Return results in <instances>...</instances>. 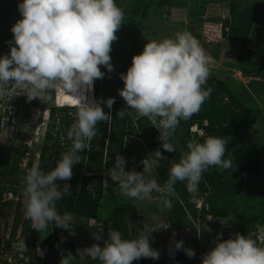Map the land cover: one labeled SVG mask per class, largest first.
Returning <instances> with one entry per match:
<instances>
[{
	"label": "clouds",
	"instance_id": "obj_1",
	"mask_svg": "<svg viewBox=\"0 0 264 264\" xmlns=\"http://www.w3.org/2000/svg\"><path fill=\"white\" fill-rule=\"evenodd\" d=\"M17 9L22 18L11 27L9 53L0 56V98L23 95L31 101L42 100L44 94H58L59 103L66 106L58 108L75 109L74 121L66 133L70 149L61 153L51 170L45 172L34 164L21 178L24 215L36 232L55 225L75 235L71 215L59 213L56 207L58 201L71 195V186L59 182L72 179V168L83 162L81 153L90 148L97 125L103 122L110 128L113 123L115 98H94V83L105 77L101 66L108 73L114 71L110 53L125 13L116 0H22ZM210 76L205 51L190 33L176 32L172 37L148 41L142 52L132 57L126 72L120 74L124 87L119 95L126 108L116 112V119H124L126 110L134 109L138 117L147 118L158 129L161 147L175 153L171 138L181 121L198 113L210 98L213 88L206 87ZM102 105L109 111L105 112ZM192 134L198 136L197 132ZM230 139L207 136L202 141L188 142L178 161H171L163 184L152 176L166 158L159 149L140 161L142 171L126 170L125 157L116 154L108 177L119 185L123 196L142 203L151 201L156 193L160 210H171L177 182L186 183L192 191L198 189L209 168H233L231 159H224ZM156 230L149 226L135 238L126 239L120 231L109 228L107 239L101 233L93 237L103 240V246L93 243L76 255L99 264L158 260L160 250L150 243L151 233ZM202 230L211 232L208 224ZM212 242L214 247L202 255L201 264H264V225L257 224L246 236L237 232L227 239L218 232ZM177 251L185 252L188 258L196 255L174 235L168 248L170 258L175 259ZM60 256V264H72L75 259L70 251L61 250Z\"/></svg>",
	"mask_w": 264,
	"mask_h": 264
},
{
	"label": "rangeland",
	"instance_id": "obj_2",
	"mask_svg": "<svg viewBox=\"0 0 264 264\" xmlns=\"http://www.w3.org/2000/svg\"><path fill=\"white\" fill-rule=\"evenodd\" d=\"M146 1L149 2V0ZM158 1L160 0H151L145 21H141L140 18L143 6H139L141 11L134 14L135 8L142 4V0L125 1L122 7L125 13L124 20L120 30L116 33L118 39L112 43L110 53L114 71L108 73L107 69L101 66L105 77L100 79L98 99L115 98L120 100L126 108L125 101L119 95V90L124 87L120 74L126 72L131 66L132 57L140 54L148 41L172 37L176 32H188L197 39L204 50L210 51L209 53L214 56L215 62L208 61V67L212 70L211 74L214 76L218 74L220 78H225V84L235 92V95L244 98L243 104L258 118L254 132L248 137L236 139L234 148L226 149L224 159H231L239 148L258 150L262 160V174L245 177L240 196L234 199L229 198L224 190L226 182L224 169L209 168L203 173L196 190L190 191L186 183L177 182L176 196L172 198V208H180L186 217V222L185 228L174 231L168 236L169 241L171 242V238L175 235V239H186L189 244H192L191 247L194 250L204 245L211 249L214 247L213 238L218 232L223 233V238L227 239L237 232L246 236L255 230L257 224L264 225V62L257 61V55L246 51L245 46L230 43L222 37V24L229 20L228 3L231 0H168L172 7L167 8L159 7ZM234 1L245 6L256 0ZM260 1L261 7L252 31L256 39L264 37V0ZM19 2L22 0H7L11 26L22 18L17 9ZM249 77L255 80L249 81ZM56 97L57 94H44L42 100L37 98L31 101L23 95L0 98V183L21 185V178L29 168L22 170L20 164L23 160L31 162L37 158L49 110L58 107ZM127 111L133 119L138 117L134 109H127ZM73 112L70 111V113ZM181 124L183 126L177 129L171 138V142L176 146V152H169L166 156L165 160L168 165L175 158L179 159L180 155L187 150L186 144L191 141L188 124L183 120ZM126 145L132 153V164L135 167L139 153V141L135 138L128 139ZM24 147L27 148V153L22 156L21 151ZM12 170H16V174L13 180H8V174ZM152 176H155L154 172ZM120 195L118 184L110 180L108 173H104L103 194L95 219L81 218L71 214L72 230L79 235L100 231L104 234V239H107V230L113 229L109 223L110 216L124 209L139 212L142 230L149 226L157 228L151 233L150 239L154 237L159 241L160 239L155 235L165 236L168 210H160L159 201L155 198L157 195L151 201L142 203L127 197H119ZM212 204L221 215L226 211L235 214L229 218L221 216L219 219H214V216L207 215ZM17 213L20 218L18 217L16 233L10 243ZM24 218L23 202L21 205L0 203V241L4 245L9 242L8 247L13 245L12 253L15 256L25 254V252L33 255V264H46L49 256L50 264H60L61 250L70 251L75 256L68 230L60 228L54 230L50 225L48 229L36 232L32 223L31 229L34 230L37 240L34 251L30 252L27 242L31 235L21 234ZM202 220H207L211 228L205 243L200 239L198 226ZM167 240L168 238H162L163 243L168 244ZM103 243L102 240L101 246ZM169 246L170 243L168 248ZM6 258H8L7 255L0 254V264H4ZM79 259L75 256L72 264H79ZM94 264H99V262L94 261ZM132 264H138V261H133Z\"/></svg>",
	"mask_w": 264,
	"mask_h": 264
},
{
	"label": "trees",
	"instance_id": "obj_3",
	"mask_svg": "<svg viewBox=\"0 0 264 264\" xmlns=\"http://www.w3.org/2000/svg\"><path fill=\"white\" fill-rule=\"evenodd\" d=\"M125 1L126 0H116V3L122 8ZM260 2V0H256L242 6L237 1H229V20L222 24V37L233 44L245 46L246 51L255 53V55H257V61L262 63L264 62V37L261 36V39H256L252 35L257 13L261 7ZM150 3L151 0H149V2L142 0V4H139L137 6L138 8H135L134 14H137L141 11L139 6H143L140 15L141 21L146 20L147 10L151 5ZM157 5L162 8L172 7L171 2L168 0H160L157 2ZM8 14L7 0H0V56L9 53V45L7 42L12 40L13 37L11 32L12 26L9 23ZM206 87L213 88L210 98L206 100L198 113L185 121L189 126L188 128L197 124L204 132L201 137L190 133L191 141H202L207 136H229L231 139L226 149H232L234 148L236 139L248 137L254 132L255 127H257L258 118L255 113L243 104L244 98L235 95V92L224 82L216 78H210L208 79ZM99 90L100 79H97L94 83V98L97 100H99ZM248 104H250V102H248ZM102 107L105 112L109 111L106 106L102 105ZM123 108L125 107L121 101L115 99V103L111 110V114L113 115L111 127L109 128L103 122L97 125L98 132L96 137L90 142V148L81 153L83 162L75 164L72 168V179L67 182H59L61 186H63L64 183H68L71 186V195H66L62 200L57 202L56 207L59 213L63 214L67 212L77 217L95 219L99 202L103 194L104 173H108V168L112 166L116 154L125 157L127 161L126 170L128 171H142V164L140 161L157 149L162 152L164 157L169 154V152L161 147V142L157 139L159 135L157 128H155L147 118L137 117L133 119L126 110L124 119H116V112ZM70 111H75V109L53 107L49 110L46 129L42 143L37 151V158L33 159L31 162L29 161L27 168H31L34 164H39L41 170L47 172L55 167L56 162L60 159L61 153L70 149L71 141L67 140L66 137L67 130L74 121V116ZM203 122H206L205 126ZM182 126L183 124L180 123L178 129ZM132 138L139 141V153L135 167H133L132 164V153L126 145L127 140ZM25 153H27L26 147L21 151V155L23 156ZM173 161L178 160L175 158ZM231 161L233 168L224 169V180H226L224 190L229 198L234 199L240 196L245 177L248 175L260 176L262 174V160L258 150L239 148L234 153ZM169 166L166 160L163 159L160 161V166L153 170L155 173L154 177L160 184H163L168 178ZM14 174H16V170L10 171L8 180H13ZM156 195L155 193L154 196ZM122 196L121 194L119 197ZM19 197L20 202L17 205H21V193ZM179 209L174 207L168 210L166 218L168 233L185 228L186 217L181 209ZM234 214L235 213L230 214L226 211L221 215L216 210L214 204H212L209 207L207 215L214 216V219H219L221 216L229 218ZM18 217L20 218L19 213H17L16 221L12 227L11 239L9 242L13 240L16 233ZM109 223L114 230L120 231L127 239L135 238L142 230L141 216L137 210H120L118 213L110 216ZM204 224H208L207 220H202L198 226L200 228V239L205 243L208 239V232L202 230ZM51 226L54 230L57 229L55 225ZM105 227L106 225L103 229ZM21 229L22 235H31L27 242V247L30 252H33L37 239L34 230L31 229V221L24 218ZM176 240H183L187 248L189 242L186 239L177 238ZM9 242H7V245H9ZM0 244H2L1 241ZM71 246L74 252L72 243ZM204 247L206 246L204 245ZM201 249L202 248H197L194 250L195 256L198 255ZM24 255L29 258L27 263L23 261L24 264H33V255L26 254V252ZM76 256L79 259V256ZM193 258H188L183 251H177L175 253V261L177 264H196ZM140 261L141 260H138V264H140ZM3 263L7 264L6 262ZM46 264H50V256ZM79 264H94V261L82 262L79 259Z\"/></svg>",
	"mask_w": 264,
	"mask_h": 264
},
{
	"label": "built area",
	"instance_id": "obj_4",
	"mask_svg": "<svg viewBox=\"0 0 264 264\" xmlns=\"http://www.w3.org/2000/svg\"><path fill=\"white\" fill-rule=\"evenodd\" d=\"M190 132L194 133L197 132L198 137L203 135L202 129L198 128L197 126H193L190 128ZM23 160V159H22ZM28 161L23 160V162L20 164L22 167L20 169L25 170L27 167ZM21 193V185L18 186L17 184H5V183H0V203L1 204H6V203H13L16 204L20 202V195ZM23 202V201H22ZM167 226V225H166ZM173 233V232H171ZM171 233H168V226L167 229L165 230V236H162V238H165L169 243V237ZM162 234V233H161ZM160 239L157 241L154 237L150 239L151 246L154 249L160 250V258L158 260H153L150 258H141L140 264H177L175 259L170 258L169 252H168V244L162 242V238H160V234L155 235ZM189 244V243H188ZM192 244L187 245V248H192ZM202 248L198 255L193 258V260L196 261V264H201V257L204 253L209 251L210 249L207 247L200 246ZM193 249V248H192ZM13 250V245L9 246L4 245L3 243L0 244V254L7 255L8 258H6V263L7 264H24V262H28L29 259L23 254H19L18 256L15 257V255L12 253ZM194 250V249H193ZM26 257V258H25ZM4 261V259H3ZM24 261V262H23Z\"/></svg>",
	"mask_w": 264,
	"mask_h": 264
},
{
	"label": "water",
	"instance_id": "obj_5",
	"mask_svg": "<svg viewBox=\"0 0 264 264\" xmlns=\"http://www.w3.org/2000/svg\"><path fill=\"white\" fill-rule=\"evenodd\" d=\"M96 234H98V233H96ZM96 234H92V235H82V236H77V235H72V234H70V236H71V243H72V245L74 246V252H75V254H77V251L79 250V249H83V248H85V247H89V246H91L93 243H98V244H100L101 245V243H102V240H95L93 237H94V235H96ZM79 256V255H78ZM79 258H80V260L82 261V262H90V261H92L91 260V258H86V260H84L83 258H81L80 256H79Z\"/></svg>",
	"mask_w": 264,
	"mask_h": 264
},
{
	"label": "crops",
	"instance_id": "obj_6",
	"mask_svg": "<svg viewBox=\"0 0 264 264\" xmlns=\"http://www.w3.org/2000/svg\"><path fill=\"white\" fill-rule=\"evenodd\" d=\"M231 43V42H230ZM205 51V54H206V56H207V60L208 61H212V62H215V60H214V56L211 54V53H209L210 51H206V50H204ZM231 51H233V50H231ZM235 52V51H234ZM211 62V63H212ZM210 71H212L211 69H210ZM219 74L221 73V72H218ZM212 76L211 77H209V79L210 78H216V79H218V80H220V81H222V82H224L225 81V78L223 79V78H220L219 76H214L213 74H211ZM221 75H223V74H221ZM250 78V77H249ZM251 80H255V79H252V78H250V80L249 81H251ZM225 83V82H224Z\"/></svg>",
	"mask_w": 264,
	"mask_h": 264
},
{
	"label": "bare ground",
	"instance_id": "obj_7",
	"mask_svg": "<svg viewBox=\"0 0 264 264\" xmlns=\"http://www.w3.org/2000/svg\"><path fill=\"white\" fill-rule=\"evenodd\" d=\"M61 98L59 97V95L57 94V97H56V104L58 105V106H61V107H66V106H62L60 103H59V100H60Z\"/></svg>",
	"mask_w": 264,
	"mask_h": 264
},
{
	"label": "flooded vegetation",
	"instance_id": "obj_8",
	"mask_svg": "<svg viewBox=\"0 0 264 264\" xmlns=\"http://www.w3.org/2000/svg\"><path fill=\"white\" fill-rule=\"evenodd\" d=\"M75 233V235H77V236H82V235H79V234H77L76 232H74ZM96 233H100V231H97V232H95V233H90V234H87V235H92V234H96ZM70 238H71V236H70ZM72 240V239H71Z\"/></svg>",
	"mask_w": 264,
	"mask_h": 264
}]
</instances>
